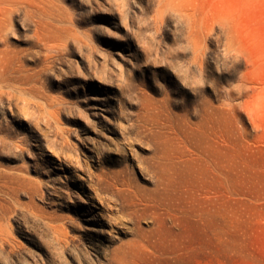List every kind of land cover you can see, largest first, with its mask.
I'll return each instance as SVG.
<instances>
[{"label":"rangeland","instance_id":"374dc122","mask_svg":"<svg viewBox=\"0 0 264 264\" xmlns=\"http://www.w3.org/2000/svg\"><path fill=\"white\" fill-rule=\"evenodd\" d=\"M0 264H264V0H0Z\"/></svg>","mask_w":264,"mask_h":264}]
</instances>
